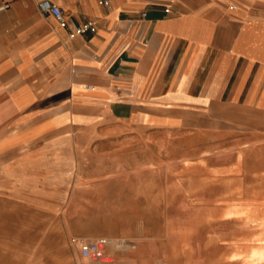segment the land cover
Masks as SVG:
<instances>
[{"label":"crops","instance_id":"1","mask_svg":"<svg viewBox=\"0 0 264 264\" xmlns=\"http://www.w3.org/2000/svg\"><path fill=\"white\" fill-rule=\"evenodd\" d=\"M49 1L97 33L70 39L37 0H0V264H43L27 249L43 224L35 146L60 123L236 112L262 115L264 140V0Z\"/></svg>","mask_w":264,"mask_h":264},{"label":"rangeland","instance_id":"2","mask_svg":"<svg viewBox=\"0 0 264 264\" xmlns=\"http://www.w3.org/2000/svg\"><path fill=\"white\" fill-rule=\"evenodd\" d=\"M91 116L60 123L35 146L43 224L37 240L28 226V251L40 250L43 264H87L73 239L104 236L115 242L109 264L245 261L252 244L237 247L242 262L229 260L238 251L230 244L264 236L263 227L219 217L246 197L264 211L262 115L190 113L174 129Z\"/></svg>","mask_w":264,"mask_h":264},{"label":"bare ground","instance_id":"3","mask_svg":"<svg viewBox=\"0 0 264 264\" xmlns=\"http://www.w3.org/2000/svg\"><path fill=\"white\" fill-rule=\"evenodd\" d=\"M238 196H240V195H238ZM250 197H254V196H250ZM250 197H249V199H250ZM246 198L243 199L244 202L241 201L242 203L239 206L238 205L234 206L232 203L233 206L228 205L227 207H225V209L223 211L221 210L222 208H220V210L222 212H221V216L219 217L220 219L218 218L219 221L235 220L237 222L240 221L241 223H243L242 225H244V227H247L248 229L249 228H258V229L261 228L262 229V227L264 229V211L262 209V205H263L262 201H259L256 198L253 200L245 201ZM230 201H232V200H230ZM230 201H228V202H230ZM238 204H239V202H238ZM223 208H224V206H223ZM261 233H262V230H261ZM261 233L254 238L253 237L251 238L250 236H247V234H246V236L250 237V239H244L243 240V238H240L241 240L237 239V240H233V243H231V244L228 243V244L232 245L233 247H236L235 249H237V247H238V249H239V247L242 249L241 245H243L244 243H247V245L252 244V245H250L251 250L249 251L248 255L245 254L246 255V257H244V258H246L245 261H243V263H239V264H264V236H262L263 234H261ZM263 233H264V231H263ZM236 237L237 236H235V238ZM110 243L114 244L115 242H113V241L109 242V246H110ZM243 247H244V245H243ZM246 248H247V250H249L248 247H246ZM235 249L233 248L234 251H235ZM241 249H239V250H241ZM244 249H245V247H244ZM239 250L237 252H233V254L229 257L230 261L238 260L240 257L242 258V255L246 251L245 252L243 251L244 253L242 252L243 253L242 254V253H239ZM241 258L239 260H241ZM241 262H242V260H241Z\"/></svg>","mask_w":264,"mask_h":264},{"label":"built area","instance_id":"4","mask_svg":"<svg viewBox=\"0 0 264 264\" xmlns=\"http://www.w3.org/2000/svg\"><path fill=\"white\" fill-rule=\"evenodd\" d=\"M37 5L42 14L53 17L61 28L68 31L70 39L97 33V24L95 22L86 21L72 25L63 10L49 0H37ZM9 6V3H1L0 13L9 9ZM73 242L79 245L81 257L89 261L87 264H108L112 262V255L108 251L109 241L107 237L100 236L93 240L75 238Z\"/></svg>","mask_w":264,"mask_h":264}]
</instances>
